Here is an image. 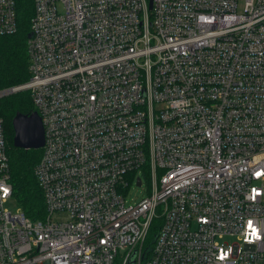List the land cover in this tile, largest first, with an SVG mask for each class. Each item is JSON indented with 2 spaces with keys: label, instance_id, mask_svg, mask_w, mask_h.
Here are the masks:
<instances>
[{
  "label": "built area",
  "instance_id": "1",
  "mask_svg": "<svg viewBox=\"0 0 264 264\" xmlns=\"http://www.w3.org/2000/svg\"><path fill=\"white\" fill-rule=\"evenodd\" d=\"M32 3L45 214L5 208L0 118V264H264V0Z\"/></svg>",
  "mask_w": 264,
  "mask_h": 264
},
{
  "label": "trees",
  "instance_id": "2",
  "mask_svg": "<svg viewBox=\"0 0 264 264\" xmlns=\"http://www.w3.org/2000/svg\"><path fill=\"white\" fill-rule=\"evenodd\" d=\"M15 9L16 31L10 35H0V91L17 88L29 78L26 44L33 15L32 0H15ZM33 111L34 107L27 90H18L0 97V118L9 147L12 201L28 219L36 221L42 219L45 214L43 194L34 175L41 149L13 148L11 130V119L16 113L29 115ZM153 229L151 234L154 232Z\"/></svg>",
  "mask_w": 264,
  "mask_h": 264
},
{
  "label": "water",
  "instance_id": "3",
  "mask_svg": "<svg viewBox=\"0 0 264 264\" xmlns=\"http://www.w3.org/2000/svg\"><path fill=\"white\" fill-rule=\"evenodd\" d=\"M149 5H151V0H149ZM10 93H12L11 90L1 91L0 97ZM11 130L13 148L21 150H39L42 148L44 144V132L37 112L33 111L29 115L16 113L11 119ZM133 258L134 256L128 264H134Z\"/></svg>",
  "mask_w": 264,
  "mask_h": 264
},
{
  "label": "rangeland",
  "instance_id": "4",
  "mask_svg": "<svg viewBox=\"0 0 264 264\" xmlns=\"http://www.w3.org/2000/svg\"><path fill=\"white\" fill-rule=\"evenodd\" d=\"M146 194L145 192V184L144 186H142L141 188H135V187H132L129 191V195L127 197V200L130 201V200H139L141 199L142 197H144ZM5 208L9 211H12L14 212L17 208L15 202L13 201H10L8 204L5 205Z\"/></svg>",
  "mask_w": 264,
  "mask_h": 264
},
{
  "label": "snow or ice",
  "instance_id": "5",
  "mask_svg": "<svg viewBox=\"0 0 264 264\" xmlns=\"http://www.w3.org/2000/svg\"><path fill=\"white\" fill-rule=\"evenodd\" d=\"M250 227H251V222H250Z\"/></svg>",
  "mask_w": 264,
  "mask_h": 264
}]
</instances>
